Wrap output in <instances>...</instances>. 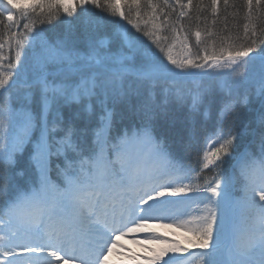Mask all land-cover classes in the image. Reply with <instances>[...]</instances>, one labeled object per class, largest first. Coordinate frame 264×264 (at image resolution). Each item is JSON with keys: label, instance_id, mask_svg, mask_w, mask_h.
Listing matches in <instances>:
<instances>
[{"label": "snow or ice", "instance_id": "6c2138e0", "mask_svg": "<svg viewBox=\"0 0 264 264\" xmlns=\"http://www.w3.org/2000/svg\"><path fill=\"white\" fill-rule=\"evenodd\" d=\"M0 181V264H264V0H0Z\"/></svg>", "mask_w": 264, "mask_h": 264}, {"label": "trees", "instance_id": "16d2710c", "mask_svg": "<svg viewBox=\"0 0 264 264\" xmlns=\"http://www.w3.org/2000/svg\"><path fill=\"white\" fill-rule=\"evenodd\" d=\"M238 2H242V0H238ZM96 13H99V10H93ZM229 12L233 11V9H229ZM101 15H103V13H99ZM225 15L224 12L221 13V17H223ZM212 18L211 16H208V20L210 21ZM187 23V22H185ZM229 26L231 27V18H229ZM44 27L46 33L48 34V36L52 39H55L56 35L60 32H62V27L60 25H57L55 27L52 26H42ZM193 27H195V24H193ZM201 27H203V24H201ZM224 28V22L221 19V21H219L216 25V30L217 32H221ZM159 99V97H158ZM136 101L133 100V104H135ZM255 107V105H254ZM65 114L67 115V110H65ZM188 116V106L187 104L184 106H180L177 105L176 103H172L168 106V110L166 114H161L157 116V120H156V124L158 129H166V130H170L171 133H173L174 135L171 136V139L173 141L172 143V150L175 152H178L180 155H183V153L180 151L179 149V144L177 143V141H179L181 139V137L185 136V123H186V118ZM139 123V118L135 115H131L128 114L127 117L125 118V120L122 122L121 125H119L120 127H131L134 124H138ZM208 130H211L212 124L211 122H209L206 126H205ZM203 137H204V132H201V146L203 144ZM25 158H21V167L24 166V160ZM60 161H56L55 159L53 160V164L58 163ZM185 163H191L193 166H195L196 164V154L193 153L191 160H188L187 157H185ZM233 161H228L225 163L224 165V170L228 171L231 168ZM210 175V173H209ZM53 176L55 177V172H53ZM27 180V177L24 178H18L19 183L24 184ZM0 183H2V181H0Z\"/></svg>", "mask_w": 264, "mask_h": 264}, {"label": "rangeland", "instance_id": "374dc122", "mask_svg": "<svg viewBox=\"0 0 264 264\" xmlns=\"http://www.w3.org/2000/svg\"><path fill=\"white\" fill-rule=\"evenodd\" d=\"M165 222L167 223L169 221H165ZM160 231L162 233H167L169 236H171L173 232V230L171 229H160ZM134 239H139L142 242L147 243V238L143 234L136 236V237H131V236L125 237L121 239L120 243L125 245L126 247L119 249V251L125 253L126 255L129 254L128 253L129 249L133 253H143L145 249L141 245L134 243L133 242ZM124 258L125 257L118 256L116 253H113V256L111 257V259H124Z\"/></svg>", "mask_w": 264, "mask_h": 264}]
</instances>
